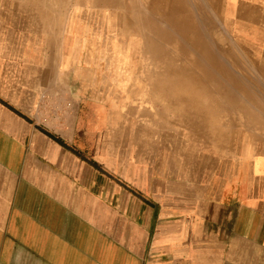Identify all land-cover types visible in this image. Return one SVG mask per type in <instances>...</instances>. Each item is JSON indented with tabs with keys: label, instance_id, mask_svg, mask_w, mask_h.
Returning a JSON list of instances; mask_svg holds the SVG:
<instances>
[{
	"label": "crops",
	"instance_id": "crops-1",
	"mask_svg": "<svg viewBox=\"0 0 264 264\" xmlns=\"http://www.w3.org/2000/svg\"><path fill=\"white\" fill-rule=\"evenodd\" d=\"M205 4L262 85L264 0ZM40 17L0 3V264H264V153L216 143L206 164L200 143L192 163L150 120L137 65L123 93L122 65L60 64ZM230 76L203 84L202 111L219 118L217 89L247 86Z\"/></svg>",
	"mask_w": 264,
	"mask_h": 264
},
{
	"label": "rangeland",
	"instance_id": "rangeland-1",
	"mask_svg": "<svg viewBox=\"0 0 264 264\" xmlns=\"http://www.w3.org/2000/svg\"><path fill=\"white\" fill-rule=\"evenodd\" d=\"M2 1L4 0H0V3H2ZM12 1L17 4L19 1L21 5L26 4L27 14H31V17H35V15L38 17L41 16L44 47L48 46L53 50L55 47L57 48L58 62L60 64L91 65L92 67L97 68H99L97 65H101L102 69L97 70V73H100V77L102 78L105 75L110 77L111 75H109V73L114 74V69H109L111 67L114 68V65H124L122 77L124 83L123 93H125L126 84L129 83L126 82V80L127 77H130L129 75L131 70L127 69L130 67L125 66L127 65V55L124 51L122 52L120 48H122V45H126L127 38L131 35L136 39L134 42L136 41V49L139 51L143 39H139L140 35L136 33V31L123 32L119 29L121 26H126L128 23H126V21L125 23H121L119 19L121 16L117 17L111 14V12L119 9L117 5L109 3L106 0L101 3L100 1H97L93 3V5H91L92 3L89 4L87 1L83 0ZM133 1V3L137 4L135 5L137 8L146 10L145 2L147 0ZM164 1L168 2L169 0H155L159 6H157L158 8L155 7L154 16H150L152 11L150 8L147 9L148 13H146V17L148 21L155 19L154 23L158 25L161 23L160 18L162 10L160 7L163 6L162 2ZM123 2L129 3L130 0H125ZM182 2L184 5L183 11L185 13H190L189 17L192 15L191 19L186 20L183 23V29H187V38L185 39L182 37V33H180L177 28L168 25L167 28L173 42L170 41V43L167 44L162 39L151 38L154 43L165 47L171 54L175 55V60L178 63L184 62V65H188L186 63L187 60L193 56L190 55L191 53H188V51L192 48L190 39H192L193 33L196 29L201 27L204 34V48L208 51H213V55L219 65H228L231 76L236 80L243 79L247 82V86L237 83L229 85L231 86L230 92L235 99L227 100L218 95L213 97L214 99H212L213 101L211 102L216 106L215 109L217 114L220 116L217 118L215 113L209 114L207 110H203L202 113L194 111L193 106L190 108V111H185L183 103L178 106V101L174 96L171 98L169 96L165 97L161 95V87L155 85V101L153 103H149L150 110L154 112V118H151L150 120H153L156 125L171 127V131L173 130L172 138L180 137L179 141L186 143L188 153L191 152L188 157H192V163L194 159V155L192 153L195 151L193 144L200 143H203V159L206 164H209L211 161L210 154L217 151L216 143L220 145L219 154L222 152L221 155L223 156H226V154L231 152H236L238 154L239 152L237 149L242 143L245 144L247 150L250 148L251 152L264 153V83H262V85L259 83L261 81L256 70L253 68L251 70L248 69V63L246 66L244 65L243 53L237 51L231 44H227V39L225 38L222 30L219 28L216 17H214L215 14H212L213 12L211 7L209 4H205V0H182ZM117 13L120 14L121 11L118 10ZM193 17H197L198 22ZM36 23V25H38V21ZM29 24L34 25L35 23L28 22V25ZM198 25L199 27H197ZM199 32L201 31L199 30ZM218 33L220 35H218ZM142 35H144L145 42H147V39L151 36L148 32ZM177 42L180 43L183 46V49L187 52L180 51L179 47L176 45ZM217 55L219 57L222 56L221 59ZM146 58L147 55L145 53L143 54L142 59H139L138 57L136 58V61H138L137 66L139 67L140 75L142 73L141 69L146 67V65L139 64L141 61L144 63ZM183 58L185 61H183ZM105 67L108 69H105ZM259 96H262V99H259ZM258 100H262L263 102ZM197 102L202 106L210 103L206 97H202L201 101ZM139 104L140 106L146 105L145 102H140ZM171 106L175 107L172 108ZM253 118H255V120ZM259 124L262 125L259 126ZM227 127H229L230 130H228ZM232 127H234L235 131L233 136L234 138L231 133H226V131H231ZM175 130L177 132L179 130H183L181 132L182 134H180L181 136L177 135ZM227 137H230V139H227Z\"/></svg>",
	"mask_w": 264,
	"mask_h": 264
},
{
	"label": "bare ground",
	"instance_id": "bare-ground-1",
	"mask_svg": "<svg viewBox=\"0 0 264 264\" xmlns=\"http://www.w3.org/2000/svg\"><path fill=\"white\" fill-rule=\"evenodd\" d=\"M83 1H87L89 4L92 3L91 5H93V3L97 2V1H100V3H101L102 1H105V0H83ZM106 1H108L109 3H113L114 5H117L119 8L118 10L121 11L120 14L117 13L118 10L111 12V14L113 16H117V17L121 16L119 18L121 23H125V21H126V23H128V24H126V26L123 25L119 29L123 32L124 31L125 32L126 31L127 32H135L136 31V33H138L140 35L139 39H143V42L141 41L142 42V44H141L142 48L140 45L139 51H138V49H136L137 48L136 41L134 42V40H136V39L133 38L131 35L127 38L126 45H122V48H120V50H122V52L124 51V53L127 55V65H125L126 67L138 65V61H136V58L138 57L139 59L140 58L142 59L144 53L147 55L145 62L143 63L141 61V63L139 64V65H142V64L146 65V67L141 69L142 70L141 75L139 74L140 75L139 80L140 79L142 80L141 83L143 84V87H144L143 90L140 91V93L143 94L144 92H146V87H148L150 90L149 94H152V93L154 94L155 85H157V86L161 87L160 88L161 89V91H160L161 95H163L165 97L169 96L171 98H173V96H174L176 100H179V99L185 100L187 102V106L189 108H191L193 106L194 110L196 108H198V109H200L198 111L200 113H202L201 112L202 111L201 110V104H199L197 101H199V98L201 97V93H202V95L204 93L200 92V90H198V89H201V87L203 89H205L203 84L206 82H209V79H217L218 81H227V78L231 75L230 74L231 72L228 71V67L225 64L219 65V63L216 61V59L213 55V51H208L204 48V44H205V42L203 40L204 34H203V31L201 30V27H199V25L197 26V27H199V29H196V31L193 33L192 39H190L192 48L188 51V53H191L190 55H193V56H191V58H189L187 60L186 63L188 65H184L183 64L184 62L178 63L175 60L176 59L175 55L171 54L165 47L154 43V41L152 40L155 38H159V39L164 40L165 43H167V44L170 43V41L173 42V40L170 37L169 30L167 28L168 25L173 26L174 28H177V30H179V32L182 33V37H184L185 39L187 38V33H186L187 29L186 30H185V28L183 29V27H184L183 23L186 20L191 19L192 15L189 17L190 13H185L183 11L184 5L182 4L183 3L182 0H174V1L169 0L168 2H166V1L162 2L163 6L160 7L162 10L161 18H160L161 23L159 25L154 23V21H155L154 17H153L154 20H149V21L146 17V15H147L146 13H148L147 9H149V8L152 11V14H150V16H154L155 7L158 8L157 6H159L155 2V0H149V1L147 0L145 2L146 3V10L141 9V8H137L135 6L137 4L133 3L134 2L133 0H130L129 3L123 2L125 0H106ZM192 4H193V2H192ZM194 7H195V5H194ZM193 18L198 22L197 17H193ZM185 26H186V24H185ZM199 30L201 32H199ZM146 32L151 34V36L149 37L150 39L148 38L147 42H145L144 35H142ZM207 33H209V32H207ZM219 33H218V35H220ZM155 36H157V37H155ZM176 45H177V47H179L180 51H182V52L185 51L183 49V46L180 43L177 42ZM222 46H221V48H222ZM185 52H187V51H185ZM174 53H175V50H174ZM176 54H177V52H176ZM221 57L222 56H220L219 58L221 59ZM226 59H227V57H226ZM183 61H185V59ZM122 66H124V65H122ZM239 66H241V65H239ZM116 67H117V65H116ZM209 67L213 68L212 73H211ZM237 68H238V66H237ZM115 70H116V68H115ZM127 79H128V77H127ZM235 81L238 83H243L244 80L243 79L242 80H238V79L236 80L235 79ZM208 89H210V87H208ZM204 92L207 93L206 90H204ZM208 92H210V90H208ZM213 93L215 94L216 92L214 91ZM217 93H219V95L222 96L224 99H227L226 98L227 88L225 86H222V87L220 86L217 89ZM253 94H254V92H253ZM261 97L259 96V99H262ZM253 99H254V97H253ZM256 99H257V97H256ZM258 101H262V100H258ZM173 107H175V106H173ZM251 109H252V107H251ZM211 110H215V109L212 108ZM253 119L255 120V118H253ZM261 125L259 124V126H261Z\"/></svg>",
	"mask_w": 264,
	"mask_h": 264
}]
</instances>
